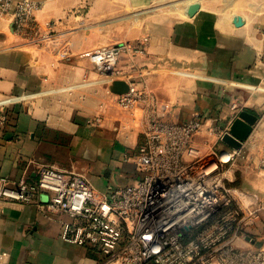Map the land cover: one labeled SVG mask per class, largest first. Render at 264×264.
Returning a JSON list of instances; mask_svg holds the SVG:
<instances>
[{
  "label": "crops",
  "instance_id": "0c3cea01",
  "mask_svg": "<svg viewBox=\"0 0 264 264\" xmlns=\"http://www.w3.org/2000/svg\"><path fill=\"white\" fill-rule=\"evenodd\" d=\"M31 1L34 32L16 33L12 16H0V107L9 119L0 182H30L48 167L101 193L127 186L140 177L133 156L150 119L199 117L196 149L232 153L228 186L264 203V0ZM108 46L129 49L105 75L86 54ZM130 84L145 99L124 108L116 98ZM251 117L238 151L212 130L225 135ZM45 202L0 200V264H96L95 252L60 238L69 219Z\"/></svg>",
  "mask_w": 264,
  "mask_h": 264
},
{
  "label": "built area",
  "instance_id": "2783aa9c",
  "mask_svg": "<svg viewBox=\"0 0 264 264\" xmlns=\"http://www.w3.org/2000/svg\"><path fill=\"white\" fill-rule=\"evenodd\" d=\"M37 9L31 0H0V16H12L16 33L35 31ZM128 49L102 47L86 57L106 75ZM144 99L130 84L116 103L130 108ZM8 126L0 107V132ZM202 126L199 117L150 119L133 156L140 177L130 185L101 193L82 175L41 167L33 181L0 182V200L25 205L46 197L49 211L69 219L60 238L95 252L96 264H264V203L228 186L232 153L193 147ZM212 130L221 140L224 134Z\"/></svg>",
  "mask_w": 264,
  "mask_h": 264
},
{
  "label": "water",
  "instance_id": "95a60500",
  "mask_svg": "<svg viewBox=\"0 0 264 264\" xmlns=\"http://www.w3.org/2000/svg\"><path fill=\"white\" fill-rule=\"evenodd\" d=\"M195 9V7H194ZM193 7H190L189 14L192 15L194 13ZM128 87H126L123 91H120L118 94H123L127 91ZM255 117H251L246 122L242 120H236L231 128L229 133L225 134L221 141L227 145L230 149L238 151L241 149L242 142L246 139L250 132V125L254 123Z\"/></svg>",
  "mask_w": 264,
  "mask_h": 264
},
{
  "label": "rangeland",
  "instance_id": "374dc122",
  "mask_svg": "<svg viewBox=\"0 0 264 264\" xmlns=\"http://www.w3.org/2000/svg\"><path fill=\"white\" fill-rule=\"evenodd\" d=\"M194 4H196V3H194ZM199 132H200V131H199ZM199 132H198V133H199ZM198 133H196V135H195V137H194L193 147H195V148H196V145H195V138H196V136H197ZM136 171H137V170H136Z\"/></svg>",
  "mask_w": 264,
  "mask_h": 264
},
{
  "label": "bare ground",
  "instance_id": "6f19581e",
  "mask_svg": "<svg viewBox=\"0 0 264 264\" xmlns=\"http://www.w3.org/2000/svg\"><path fill=\"white\" fill-rule=\"evenodd\" d=\"M191 1V0H190ZM195 1V0H194ZM189 2V1H188ZM187 4V3H186ZM194 3H191L190 5H193ZM188 8V7H187ZM224 159H227V155L225 156Z\"/></svg>",
  "mask_w": 264,
  "mask_h": 264
}]
</instances>
